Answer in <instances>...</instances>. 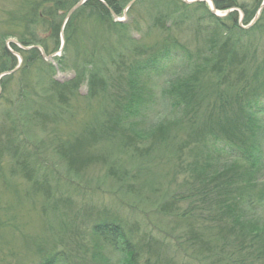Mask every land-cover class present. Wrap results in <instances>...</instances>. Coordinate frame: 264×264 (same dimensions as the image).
Instances as JSON below:
<instances>
[{
	"label": "rangeland",
	"instance_id": "374dc122",
	"mask_svg": "<svg viewBox=\"0 0 264 264\" xmlns=\"http://www.w3.org/2000/svg\"><path fill=\"white\" fill-rule=\"evenodd\" d=\"M61 1L58 27L41 22L28 26V17L24 20L19 14L28 0H0V48L4 42L17 59L12 69L0 72V264H37L52 246L92 264L88 263L90 228L102 218L120 221L135 237L149 241L153 249L148 253L159 260L192 264L196 261L190 256L220 250L199 246V240L210 239L218 224L228 220L222 218L218 205H205V187L196 173L209 145L213 161L218 165L229 161L228 151H218L220 143L210 144L209 127L217 130L227 122L223 109L239 112L246 100H253L262 125L259 178L264 181V8L252 25L245 24L244 31L231 27L225 34L217 28L220 33L214 41L222 51L224 69L201 71L197 81L201 91L182 115L168 106L162 89L177 74L191 69L199 51L213 45L208 41L213 17L206 1L186 3L193 8L186 6L187 16L178 22L175 17L157 23L154 16L164 10L167 0H135L131 6L136 4V12L124 8L118 20L112 17L130 23L127 33L132 38L123 32L120 39L109 33L106 19L89 20L84 15L67 37L64 19L72 6L63 11L70 0ZM234 1L249 9L254 4V0ZM43 2L47 7L51 1ZM237 12L239 26L244 13L241 8ZM32 33L44 39L46 51L36 45L47 58L37 57L22 68L24 60L11 42L28 46L19 38L28 40ZM174 40L180 45H169L158 71L148 70L140 79L146 99L136 127L142 137L128 140L115 133L109 115L120 113L115 101L125 94L130 66ZM91 70L97 75L90 82ZM73 78H77L75 85ZM55 83H68L70 88L62 91ZM160 121L164 125L155 137L145 136L148 131L142 130ZM222 179L227 184L223 176L214 181ZM219 186L211 198L222 197ZM189 191L194 199H184ZM239 196L233 195L237 208ZM190 201L194 207L189 208ZM250 214L264 224V200L255 196ZM110 259L113 264L116 253ZM263 261L257 258L254 264ZM214 264L223 262L218 257Z\"/></svg>",
	"mask_w": 264,
	"mask_h": 264
},
{
	"label": "trees",
	"instance_id": "16d2710c",
	"mask_svg": "<svg viewBox=\"0 0 264 264\" xmlns=\"http://www.w3.org/2000/svg\"><path fill=\"white\" fill-rule=\"evenodd\" d=\"M43 1L45 0H28L26 2V6L28 7L24 10H21L23 8L19 10L21 18L26 20L25 17H28L26 20L28 21V26L29 24L36 26L37 23L41 22L47 26L54 24L59 27L62 16L59 14V10L61 9L57 4L63 3V1L50 0L51 2L47 7ZM77 1L70 0L67 7H63L62 10L67 11ZM128 2L129 0H85L66 21L64 32L69 37L71 26L79 21L81 15H84L89 20H92V18L95 20L97 18L106 19L109 25V33L117 34L119 36L117 39L121 38V33L123 32L127 34L128 38H132L127 33L130 23L127 21H113L109 11L111 9L117 15H120ZM213 2L215 7L221 10L231 7L241 8L244 13L243 24H247L253 18L261 0H254V4L250 9L244 5L239 6L234 0H214ZM163 3L164 10L160 12L158 17L154 16V20L157 23L169 20L170 18L174 20L173 18L175 17H177L175 22H178V20L187 16L188 12H184L186 11V6L193 8L190 4H186L182 0H172L170 2L167 0V2ZM194 5H200L205 8L201 4ZM135 6L136 4L130 6L127 10L129 12H136ZM237 13V10L230 11L225 16V19L215 16L212 13L210 14L213 17V24H209L210 26H208V32L211 33L208 41L213 42V45H208L204 50L199 51V58L192 61L191 69L187 72L184 71L183 75L177 74L162 89L163 96H167L168 106H171V109L176 114H187V110L194 104L196 97L201 91V84H197L201 71L208 72L210 68L224 69L222 66L224 58L220 56L222 51L217 47V41L215 42L214 40L216 39L215 36L217 33H220L217 28L222 29L225 34L231 31V27H237L240 31H244V29L235 24L238 19ZM171 14L174 15L170 17ZM57 20H59L58 24L56 22ZM25 28L27 29V24ZM212 34L214 35L213 37H211ZM31 35L28 40L19 38V41L28 46L40 44L46 51L44 39L36 36L35 33ZM224 44L226 43L223 42ZM163 45H166L163 50L151 56L135 60L134 64L130 66L127 88L123 90L125 94L120 96L122 99L119 98L115 101V106L120 109V113L115 112V115H109V118L115 125V133L126 137L128 140L142 137L141 130L136 127L137 120L141 118L140 111L144 107L143 101L146 99L143 95L145 93V86L140 80L141 77L148 70H155L157 72V66H159L161 59L163 60L166 58L165 55L169 54V45L178 47L180 43L174 40L169 44L166 43ZM232 45L234 46L235 43ZM11 46L16 49L24 60L22 68L28 66L31 63L30 61L35 58L42 57L36 47L28 49L20 48L13 42H11ZM182 48L185 47L183 46ZM16 60V56L8 51L3 42L0 48V65H7L1 68L0 72L12 69L17 63ZM46 66L50 68V65L46 64ZM96 75L97 73H94V70L90 71V76H92L90 82L94 81ZM76 79L73 78L71 83L75 85ZM55 84L58 85L57 83ZM58 86H62V91H68L70 88L68 83ZM215 103L216 100H214ZM219 106L223 108L224 103L221 102ZM257 108L258 104L256 101L246 100L241 105L239 112L237 109L235 113L231 109H223V112L227 115L225 118L227 122L219 125L220 127L217 130L209 127V134L211 135L209 139L210 144L220 143L218 145V151L220 152V148L228 151L230 154V157H228L229 161L218 165L212 159L213 152L211 145H209V149L206 148L203 153L205 161L199 165L201 167L197 171L196 177H199L198 181L205 187L203 188L206 192L205 199L207 200L205 205L210 208L218 205L221 214H224L222 218L228 221L222 222L220 226L218 224V227H220L218 232L212 235L210 239L206 236L204 239L199 240L200 247H216L220 250H214L209 255L205 254L206 256H197L198 258L192 255L190 257L196 261V263L192 264H207L209 258V264H214L218 260V257L219 260H222L223 264H254L255 259L264 258V224L258 217L250 214L251 208L255 203V196L257 199L264 200V181H261L259 178L262 156L260 149L262 125L258 118L259 114L257 115L260 111ZM161 123L162 121L142 131H148L145 136L153 135L155 137L156 131L163 124ZM108 124L111 125L112 123ZM220 176L226 178L227 184H225L223 179L218 182L214 181ZM208 185H211L210 189H207ZM218 186L222 188V197L211 198V193ZM234 193L241 195L239 196L238 208L236 201L233 200ZM193 197L191 191L184 195V199ZM193 205L194 201H190L189 208L194 207ZM187 211L183 212L182 215L186 216ZM90 232L92 240L88 250V263L91 261L92 264H112L110 259L111 253H116V259L113 264H175L172 258L166 261L159 260L156 256H151L148 250L150 248L153 249V244L149 241L143 242L140 237H135L133 232L127 231L120 221L111 218L97 219L92 223ZM178 242L180 243L179 239ZM174 245L176 246V244ZM52 247L54 249L51 248L50 251L48 249L47 251L49 252L44 254L37 264H84L83 261L77 259L78 255L74 254V252L58 249L56 246ZM219 251L223 252L221 256H218ZM261 264H264V261Z\"/></svg>",
	"mask_w": 264,
	"mask_h": 264
},
{
	"label": "water",
	"instance_id": "95a60500",
	"mask_svg": "<svg viewBox=\"0 0 264 264\" xmlns=\"http://www.w3.org/2000/svg\"><path fill=\"white\" fill-rule=\"evenodd\" d=\"M102 1V0H101ZM134 1L135 0H130L129 2H128V4H127V7H129V6H131L133 3H134ZM184 2H193V1H197V0H183ZM199 1H207L208 3H209V5H210V10H211V12L212 13H215V14H217V15H225V14H227L229 11H230V9L229 10H227V11H225L223 14H219L218 12H217V9L215 8V6H214V2H213V0H199ZM84 2V0H78L67 12H66V14H65V19H64V22H66V20L69 18V16L71 15V13L74 11V10H76L82 3ZM263 7H264V0L262 1V3L260 4V6H259V8H258V10H257V12H256V14L254 15V17H253V19L251 20V22L247 25V26H249V25H251V24H253L255 21H256V19L259 17V15H260V13H261V11H262V9H263ZM109 11H110V13L112 14V16H113V18L114 19H117V17H116V14L114 13V11L113 10H111V9H109ZM118 20V19H117ZM121 20H123V19H121ZM239 25L240 26H242V27H246V26H243L242 24H241V19H240V23H239ZM36 48H38L40 51H41V54H42V56H43V58H47V56L44 54V51L42 50V48L40 47V46H35ZM26 48V47H25ZM28 48V47H27ZM12 52V51H11ZM15 54H17V53H15ZM6 73V72H5ZM4 73V74H5Z\"/></svg>",
	"mask_w": 264,
	"mask_h": 264
},
{
	"label": "bare ground",
	"instance_id": "6f19581e",
	"mask_svg": "<svg viewBox=\"0 0 264 264\" xmlns=\"http://www.w3.org/2000/svg\"><path fill=\"white\" fill-rule=\"evenodd\" d=\"M6 48H7V46H6ZM10 52V51H9Z\"/></svg>",
	"mask_w": 264,
	"mask_h": 264
}]
</instances>
